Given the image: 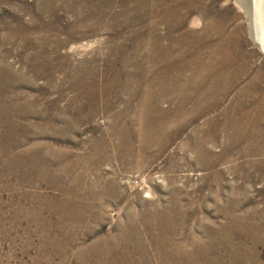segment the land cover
I'll use <instances>...</instances> for the list:
<instances>
[{"label": "rangeland", "instance_id": "374dc122", "mask_svg": "<svg viewBox=\"0 0 264 264\" xmlns=\"http://www.w3.org/2000/svg\"><path fill=\"white\" fill-rule=\"evenodd\" d=\"M0 264H264L232 0H0Z\"/></svg>", "mask_w": 264, "mask_h": 264}, {"label": "bare ground", "instance_id": "6f19581e", "mask_svg": "<svg viewBox=\"0 0 264 264\" xmlns=\"http://www.w3.org/2000/svg\"><path fill=\"white\" fill-rule=\"evenodd\" d=\"M242 1L245 2V6H243V7L247 8V11H248V13L245 12L246 15L247 14L249 15V13H250L249 17L252 18L251 26H253V24H254L255 29L253 27H252V29L254 30L253 33L255 35V38L257 37L258 40H260L261 43L264 45V0H236V2L239 3V5H240V3H243ZM249 9H250V11H249ZM250 35H251V32H250ZM221 67H222V64L217 63L213 67V69H219ZM217 79H218V81L220 80L219 81L220 84L218 83V81H217V84L220 86V89L223 92H224L225 86H229V85L231 87L234 86L233 82L230 81L229 76L226 73H221L220 75H217ZM218 85H217V88H218ZM218 91H219V89H218ZM257 116H259V115L255 114V118H257Z\"/></svg>", "mask_w": 264, "mask_h": 264}, {"label": "water", "instance_id": "95a60500", "mask_svg": "<svg viewBox=\"0 0 264 264\" xmlns=\"http://www.w3.org/2000/svg\"><path fill=\"white\" fill-rule=\"evenodd\" d=\"M240 2V1H239ZM243 3H237L236 0H232V4L235 6V8L241 13V21L245 24V29H246V35L248 37V39L251 41L253 46H256V49L260 52V54L262 56H264V45L261 43L260 40H258V38H255V35L253 33V29L252 27L255 29L254 24L253 26H251V22H252V18L249 17V15L245 12L248 13L247 8H244L243 6H245V2L242 1ZM250 11V9H249ZM251 32V35H250Z\"/></svg>", "mask_w": 264, "mask_h": 264}]
</instances>
